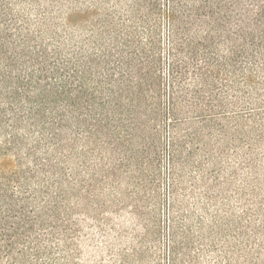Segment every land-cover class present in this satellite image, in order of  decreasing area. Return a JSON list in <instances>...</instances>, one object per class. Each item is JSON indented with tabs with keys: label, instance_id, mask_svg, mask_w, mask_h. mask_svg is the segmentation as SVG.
<instances>
[{
	"label": "trees",
	"instance_id": "trees-1",
	"mask_svg": "<svg viewBox=\"0 0 264 264\" xmlns=\"http://www.w3.org/2000/svg\"><path fill=\"white\" fill-rule=\"evenodd\" d=\"M79 1L63 38L0 0V264H56L78 195L148 198L162 163L171 238L193 225L214 264H257L261 227L218 198L243 174L231 153L243 170L264 159V0ZM187 188L196 218L177 204Z\"/></svg>",
	"mask_w": 264,
	"mask_h": 264
},
{
	"label": "rangeland",
	"instance_id": "rangeland-1",
	"mask_svg": "<svg viewBox=\"0 0 264 264\" xmlns=\"http://www.w3.org/2000/svg\"><path fill=\"white\" fill-rule=\"evenodd\" d=\"M14 2L16 5L13 13L26 15L31 23L44 13L33 0ZM80 3L81 1L69 4L68 0H40L41 7L46 9L44 14L48 23L47 29L65 38L67 26L64 22L68 11L72 5L80 7ZM226 163L234 165L243 174L230 179V186L229 183H222L220 190L223 192L218 198V213L229 217V221L245 217L249 213L245 217V225L261 227L256 242L264 241V159L256 162L253 171L243 170L239 166V159L233 153L229 155ZM166 168L167 164L162 163L155 193H151L148 198L142 193L133 195L131 192H120L115 195L110 190L100 189L93 197L78 195V201L67 209L69 213L66 239L60 245L56 264H194L192 258L196 255H199L202 264H214V259L208 253L200 254L192 233L193 225L184 228V231L190 228L188 236L184 237L179 232L175 240L171 238V198ZM227 171L225 169L223 177L228 176ZM124 185L123 182L119 189L124 191ZM183 185L187 186L185 183ZM202 198V195H196L188 188L176 197L177 204L182 203L184 206L183 212L193 213L195 218L199 216V207L202 204L199 201ZM136 204L138 209L134 211L133 206ZM208 205L209 203L206 206ZM208 208L211 213H215V208ZM181 211L172 213L176 217L174 222L178 224L183 215ZM256 212L261 216H255ZM188 240L191 243L187 248L183 247ZM172 248L176 252L173 256L170 252ZM233 263H243V259L234 256ZM257 264H264V250L258 257Z\"/></svg>",
	"mask_w": 264,
	"mask_h": 264
}]
</instances>
